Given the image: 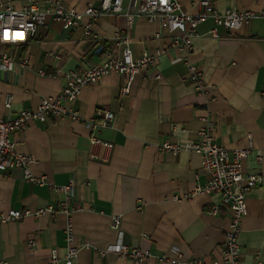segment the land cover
Listing matches in <instances>:
<instances>
[{"label": "crops", "instance_id": "crops-1", "mask_svg": "<svg viewBox=\"0 0 264 264\" xmlns=\"http://www.w3.org/2000/svg\"><path fill=\"white\" fill-rule=\"evenodd\" d=\"M14 4L25 0H9ZM43 7L44 0H35ZM82 10L94 0H61ZM219 12L229 9L264 13V0H211ZM184 12L197 14L199 0H178ZM212 23L197 26L189 54L180 53L156 23L144 17L127 28L123 15L99 16L94 29L110 47L117 36H127L135 57L144 51L163 53L155 65L139 75L128 95L119 97L122 79L109 73L97 85L86 87L77 100L65 106L77 120L48 117L13 135L16 153L31 157L27 166L55 187L74 183L70 214L78 253L73 264H131L115 253L99 255L117 241L111 227L120 217L121 243L149 251L145 264H168L160 258L220 259V246L228 228L230 211L205 213L215 196L196 193L208 178L200 156L181 152L174 156L158 149L166 141H196L197 132L211 125L213 141L228 151L246 150L242 169L263 178L262 187L245 196L246 215L240 224L238 264H264V22L260 18L231 32L207 35ZM119 45L114 52H120ZM8 50L0 46V54ZM81 29L65 31L48 19L47 26L15 49L11 71L0 67V118L12 119L24 109H35L43 97L59 93L64 81L55 71H69L101 62ZM188 64L196 65L204 84L199 93L189 85ZM42 72V75H39ZM160 74V79H154ZM12 97L9 109L3 107ZM104 107L116 116L109 127L94 126L95 110ZM94 137L101 145L91 146ZM104 145H111L107 150ZM260 157V161L256 160ZM188 195L175 200L173 197ZM64 198L47 185L24 178L21 168L0 173V215L11 210L32 213ZM63 214L54 218L29 215L0 224V260L6 264H49L56 250L60 261L66 253ZM33 241L34 245L29 246Z\"/></svg>", "mask_w": 264, "mask_h": 264}, {"label": "built area", "instance_id": "built-area-1", "mask_svg": "<svg viewBox=\"0 0 264 264\" xmlns=\"http://www.w3.org/2000/svg\"><path fill=\"white\" fill-rule=\"evenodd\" d=\"M96 5L89 3L82 10L67 7L61 0H44V6L39 7L35 0H25L24 3L14 4L9 0H0V46H7L8 50L0 54V67L3 70L11 71L16 64L14 51L20 45L26 44L28 38L33 36L39 29L47 26L48 19L54 23H60L65 31L81 29L83 39L92 44L91 53L98 56L101 62L89 67H80L69 71H55L54 76H62L64 84L53 97H43L35 109L21 110L12 119L0 118V173L14 168H21L24 178L31 184L47 185L56 192L64 195L58 207L49 205L38 209L34 213L28 210H11L7 215H0V224L11 221H19L32 215L33 217L48 216L54 218L57 214H63L66 219L64 239L66 253L62 262L73 264L78 253L74 242V233L71 224L70 214L79 207L72 206L74 196V183L69 181L68 185L55 187L48 183L43 175L32 176L27 166L31 163V157L16 153L12 137L15 133L25 130L32 124H43L48 117L77 120V112L67 108L65 104L77 100L81 91L101 82L102 78L109 73H115L122 79L119 88V97L128 95L135 79L152 68L159 59L163 50L158 49L153 53L144 51L140 56L135 57L129 48L130 40L127 36L115 37L108 47L103 39L99 37L94 29L96 19L101 15L117 16L123 15L127 28H130L135 19L144 17L150 23H156L169 38L171 47L180 52L189 54L192 50V39L196 36L198 25L210 21L211 29L207 32L212 38L218 37V30L227 32L238 30L247 26L252 19L260 18L264 22V13L255 14L251 11H238L229 9L219 12L211 0H199L200 11L197 14L184 12L178 0H94ZM7 32L8 39H4ZM17 33L21 35H17ZM122 45L120 52L114 49ZM190 70L189 85L196 92H203L204 84L201 73L196 65L188 64ZM39 72V75H42ZM160 74L154 79L159 80ZM264 96V91L261 93ZM12 97L6 96L3 100V107L9 109ZM116 116L113 112L104 107L95 110L94 126L109 127L113 124ZM91 146L101 145V142L92 137ZM109 150L111 145H104ZM164 154L178 155L181 152L194 153L200 156L201 169L207 175V182L203 187L195 189L196 193L215 196L216 200L211 201L205 208V213L210 216L217 215L222 209L230 211L228 228L225 231L220 246V259L211 264H238L240 249L237 244L240 232V224L246 215L245 196L252 190L263 185V178L260 174H247L242 169V163L247 158L246 150L228 151L217 145L212 138L211 125L200 129L197 132L196 141L172 143L166 141L158 147ZM260 161V157H256ZM188 195L178 197L175 200L187 198ZM111 227L117 231V241L108 245L99 255L115 253L119 257L128 259L131 264H145L150 256L149 251L138 248H131L121 243L120 217H113ZM29 246L34 242L30 241ZM60 261L56 250L50 253L49 264ZM160 262L168 264H204L201 259L183 260L180 253L175 259L160 258ZM0 264H6L0 260ZM259 264V263H256Z\"/></svg>", "mask_w": 264, "mask_h": 264}, {"label": "snow or ice", "instance_id": "snow-or-ice-1", "mask_svg": "<svg viewBox=\"0 0 264 264\" xmlns=\"http://www.w3.org/2000/svg\"><path fill=\"white\" fill-rule=\"evenodd\" d=\"M17 35H21L19 33H17ZM4 39L7 40L8 39V35H7V32L4 33Z\"/></svg>", "mask_w": 264, "mask_h": 264}]
</instances>
